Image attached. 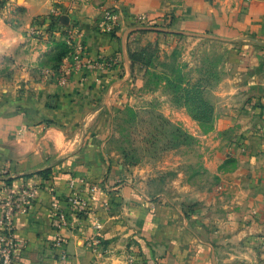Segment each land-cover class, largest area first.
I'll use <instances>...</instances> for the list:
<instances>
[{
  "label": "crops",
  "instance_id": "0c3cea01",
  "mask_svg": "<svg viewBox=\"0 0 264 264\" xmlns=\"http://www.w3.org/2000/svg\"><path fill=\"white\" fill-rule=\"evenodd\" d=\"M18 2L8 0L0 15V170L6 171L0 187L38 191L14 220L16 260L264 264V0H119L113 34L99 31L101 8L92 0H22L16 23L11 10ZM52 2L66 24L53 28V43L64 30L84 51L77 61L64 57L57 68L40 71L49 45L29 28ZM141 17L168 26H133ZM190 31L222 38L236 72L215 92V107L221 96L226 108L213 130L197 142V154L182 159L201 166L203 175L179 174L157 198L149 195L152 175L128 170L107 153L109 119L139 82L140 65L128 53ZM112 58L116 65L108 64ZM175 115V123L198 133L184 111ZM44 170L47 178L39 174ZM71 180L85 197L91 185L101 188L77 225L61 230V260L53 220L56 207H66Z\"/></svg>",
  "mask_w": 264,
  "mask_h": 264
},
{
  "label": "rangeland",
  "instance_id": "374dc122",
  "mask_svg": "<svg viewBox=\"0 0 264 264\" xmlns=\"http://www.w3.org/2000/svg\"><path fill=\"white\" fill-rule=\"evenodd\" d=\"M169 1L175 4L179 2ZM7 2L0 3V15ZM92 2L101 8L102 19L106 12L118 14L119 0ZM22 4V0H19L18 6L11 10L14 16L24 12ZM56 13L53 12L52 2L48 12L32 18L29 28L31 36L37 33L36 39L49 45V50L39 61L40 71L53 70L63 53H66L65 57L78 60L75 57L78 55L79 41L74 44V40L67 36L68 32L61 30L64 39L53 43V28L66 26L60 14ZM17 17L11 19L18 23ZM134 25L148 28L168 26L149 22L144 17L136 20ZM166 40L150 39L145 47L138 49L145 50L144 57L150 59V64L148 67H138V85L128 89L121 108L110 116L106 148L107 153L117 155L128 170L136 169L142 174L152 175L151 181L148 176L147 184L154 187L152 194H149L153 197L165 190L167 185L172 187V181L177 180L179 174L192 175L196 171V174L203 175L201 166H195L189 159H182L194 151L197 154V142L213 130L217 117L226 108L225 98L220 102L221 96L215 107V92L222 93L224 80L236 72L235 65L230 61L231 48L218 36L190 31L177 33ZM80 51H84L82 47ZM191 91H197L199 100L196 102L185 98ZM180 110L199 126L196 135L192 129H183L172 119V116L177 118L175 114ZM195 113H199L200 118H194Z\"/></svg>",
  "mask_w": 264,
  "mask_h": 264
},
{
  "label": "built area",
  "instance_id": "2783aa9c",
  "mask_svg": "<svg viewBox=\"0 0 264 264\" xmlns=\"http://www.w3.org/2000/svg\"><path fill=\"white\" fill-rule=\"evenodd\" d=\"M117 28V15L106 12L104 18L98 24L99 31L113 34L117 31ZM77 50L79 51H77L78 55L75 58L79 59L80 45H78ZM117 63V58H112L108 61V64L111 65H116ZM0 175H6V171L0 170ZM100 188L99 185H91L88 188L89 195L85 197L74 181H70V192L67 196L66 207L64 209L56 207L53 220V247L60 250L58 256L61 260L66 258L65 237L62 235L61 230L74 228L77 225L78 215L89 208L90 203L95 200V193ZM37 191L38 188L34 186H23L15 189L8 183H2L0 187V264H21L13 255L15 250L14 220L18 215L28 212V207L36 198ZM95 228L99 229L100 227L96 224ZM95 245H99L98 240L95 241Z\"/></svg>",
  "mask_w": 264,
  "mask_h": 264
},
{
  "label": "trees",
  "instance_id": "16d2710c",
  "mask_svg": "<svg viewBox=\"0 0 264 264\" xmlns=\"http://www.w3.org/2000/svg\"><path fill=\"white\" fill-rule=\"evenodd\" d=\"M4 1H6V0H0V3L4 2ZM174 35H176V34H174ZM128 54H129V59H130L132 64H137V65L145 66V67L149 66V64H150L149 60L150 59H146L144 57V55H145V50L144 49H142L140 51L139 50L130 51ZM65 56H66V53H63V55L61 56V61H62V59ZM61 61L59 62V64H56L54 66V68H57L60 65ZM197 95H198L197 91H191V92H188L186 94L185 98L186 99H191L193 102H196L197 99L199 100ZM193 116L196 119L200 118L199 113H195V114H193ZM39 174L42 175L43 177L47 178L48 174H49V170H44V171L40 172ZM7 182H9V180H7ZM8 184H10V183H8Z\"/></svg>",
  "mask_w": 264,
  "mask_h": 264
}]
</instances>
